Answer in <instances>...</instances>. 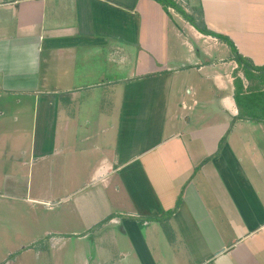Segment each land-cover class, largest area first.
<instances>
[{"label":"crops","instance_id":"crops-1","mask_svg":"<svg viewBox=\"0 0 264 264\" xmlns=\"http://www.w3.org/2000/svg\"><path fill=\"white\" fill-rule=\"evenodd\" d=\"M173 1L260 70L154 0H0L8 179L27 197L30 175L88 177L32 192L66 214L23 256L264 264V0Z\"/></svg>","mask_w":264,"mask_h":264},{"label":"rangeland","instance_id":"rangeland-1","mask_svg":"<svg viewBox=\"0 0 264 264\" xmlns=\"http://www.w3.org/2000/svg\"><path fill=\"white\" fill-rule=\"evenodd\" d=\"M179 5L185 11L187 10L185 4ZM259 77L261 78V83L258 89H264V72L260 73ZM11 154L7 151L6 156L8 158L0 160V170L3 171H0V264H42L35 254L23 256L22 252L27 249L29 238L37 236L32 242L34 243L33 246L35 243L47 244L44 230L52 228L51 222L54 223V216L59 212L65 215L66 210L55 208L57 205H55L54 197L49 200L42 199L37 201L35 196H40L33 193L40 194L43 198H49V193L54 194V187L58 189L60 184H62L65 191H72L74 188L77 189L79 187L82 179H87L88 177L81 176L79 178L80 182L76 183L77 179L73 177L75 175L71 176L67 172H65L64 177L51 176L49 178L44 174H42V177L38 174L30 175L27 177L28 179L30 178L29 192L32 189L33 193L31 192L26 197L23 196L19 186L14 184L11 179H8V177H21V173L15 170L17 167L12 169V171L7 168V164L12 163ZM12 155L16 156V154ZM66 169L72 170L73 168ZM90 191L94 196L95 193L98 194L97 190L92 189ZM31 251L34 252L35 249L32 247ZM44 257L46 258L44 264H54L52 253L51 255L46 253Z\"/></svg>","mask_w":264,"mask_h":264},{"label":"trees","instance_id":"trees-1","mask_svg":"<svg viewBox=\"0 0 264 264\" xmlns=\"http://www.w3.org/2000/svg\"><path fill=\"white\" fill-rule=\"evenodd\" d=\"M154 1L159 3L162 7H164L166 11L169 8H171L175 10L176 12H178L186 21H188L193 27H195L196 30L199 31L201 34L217 38L227 43L230 46L234 54V60L244 70V73L247 77L251 76V71L260 70L259 68L254 67V65L249 59H246L239 54L237 48L235 47V45L232 43V41L229 38L213 33L208 30L205 24V21H204V15H203V11L201 7L194 10L196 12L194 13L196 14L195 16L194 14L187 13L179 4H177L173 0H154Z\"/></svg>","mask_w":264,"mask_h":264}]
</instances>
